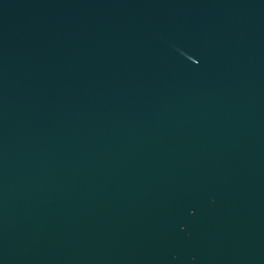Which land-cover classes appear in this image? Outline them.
<instances>
[{
  "label": "water",
  "instance_id": "water-1",
  "mask_svg": "<svg viewBox=\"0 0 264 264\" xmlns=\"http://www.w3.org/2000/svg\"><path fill=\"white\" fill-rule=\"evenodd\" d=\"M0 264H264V0H0Z\"/></svg>",
  "mask_w": 264,
  "mask_h": 264
}]
</instances>
